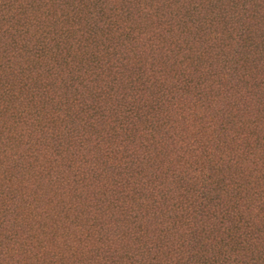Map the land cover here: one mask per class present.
Listing matches in <instances>:
<instances>
[{
	"label": "trees",
	"instance_id": "obj_1",
	"mask_svg": "<svg viewBox=\"0 0 264 264\" xmlns=\"http://www.w3.org/2000/svg\"><path fill=\"white\" fill-rule=\"evenodd\" d=\"M0 264H264V0H0Z\"/></svg>",
	"mask_w": 264,
	"mask_h": 264
}]
</instances>
